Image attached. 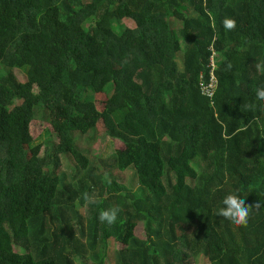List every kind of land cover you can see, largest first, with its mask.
Returning a JSON list of instances; mask_svg holds the SVG:
<instances>
[{
  "label": "trees",
  "instance_id": "obj_1",
  "mask_svg": "<svg viewBox=\"0 0 264 264\" xmlns=\"http://www.w3.org/2000/svg\"><path fill=\"white\" fill-rule=\"evenodd\" d=\"M260 62L264 0H0V264H264ZM99 91L124 146L107 159L89 156ZM229 194L246 225L216 214Z\"/></svg>",
  "mask_w": 264,
  "mask_h": 264
},
{
  "label": "rangeland",
  "instance_id": "obj_2",
  "mask_svg": "<svg viewBox=\"0 0 264 264\" xmlns=\"http://www.w3.org/2000/svg\"><path fill=\"white\" fill-rule=\"evenodd\" d=\"M87 1V0H85ZM187 10V8H185ZM120 23H123L129 27H133L134 23L132 20L128 18H123L119 21ZM184 46L182 45L181 53L183 52ZM179 64L181 65V60L179 59ZM14 73L16 77L22 81L25 79V72L26 70L24 68H14ZM108 76H111V73H108ZM92 98L94 100L95 106L97 110L100 112L101 117L97 123V129H96V135L94 139L89 144V156L91 159L93 158H101V159H107L111 157V155L116 150H124L123 144L116 138L109 137L105 130L117 122V116L110 115L105 110V99L106 96L102 91L95 92L92 95ZM4 102L7 105V108H11L14 105H17L21 102V98L14 94V92L7 91L4 95ZM1 100V99H0ZM30 132L32 134V151L33 152H39L42 151V149L45 146V142L48 140H51V129L49 125L44 121H39L37 118L32 120V123L30 125ZM84 146H86L85 143H83ZM62 169L70 170V168H64ZM128 172L120 173L123 177L127 175ZM135 233L137 236L144 238V229L143 225L141 223H138V225L135 228ZM110 249L113 252L112 245L110 246ZM90 264H96L94 261H91ZM101 264H107L106 261H104Z\"/></svg>",
  "mask_w": 264,
  "mask_h": 264
},
{
  "label": "clouds",
  "instance_id": "obj_3",
  "mask_svg": "<svg viewBox=\"0 0 264 264\" xmlns=\"http://www.w3.org/2000/svg\"><path fill=\"white\" fill-rule=\"evenodd\" d=\"M225 31H232L237 26V21L232 17H225L222 21ZM231 65H229V68ZM257 71L264 72V62L256 63ZM255 97L258 101H264V86L254 89ZM251 110L252 105H241V109ZM86 200L91 199L89 196H85ZM224 207L217 210V215L223 217L236 225H246L250 216V208L252 205L246 204L245 200L239 195L229 194L223 199ZM118 208H109L102 210L99 213V219L101 222H107L113 224L117 220Z\"/></svg>",
  "mask_w": 264,
  "mask_h": 264
},
{
  "label": "built area",
  "instance_id": "obj_4",
  "mask_svg": "<svg viewBox=\"0 0 264 264\" xmlns=\"http://www.w3.org/2000/svg\"><path fill=\"white\" fill-rule=\"evenodd\" d=\"M213 76H211V78H210V82L208 83V84H204L203 86H202V88H203V90L204 91H206V92H208L209 94H212V87H214L213 85V78H212ZM203 83V82H202Z\"/></svg>",
  "mask_w": 264,
  "mask_h": 264
}]
</instances>
